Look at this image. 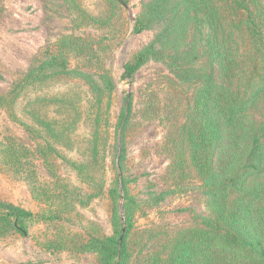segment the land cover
Wrapping results in <instances>:
<instances>
[{
	"label": "rangeland",
	"instance_id": "374dc122",
	"mask_svg": "<svg viewBox=\"0 0 264 264\" xmlns=\"http://www.w3.org/2000/svg\"><path fill=\"white\" fill-rule=\"evenodd\" d=\"M183 1L0 0V210L32 215L22 219L24 233L3 228L0 264H99L94 242L127 231L129 264H142L157 245L149 233L165 237L217 222L219 151L209 153L204 178L191 165L193 149L181 127L187 136L195 127L208 74L214 91L227 85L202 16L167 38ZM139 21L144 29L137 33ZM147 49L156 52L126 75ZM36 70L52 75L45 83L53 87L42 96L78 99L82 114L90 105L101 108V183L80 175L85 151L75 138L95 132L88 127L95 118L74 117L78 131L65 142L72 149L58 148L67 161H46L24 115L36 91L25 89L14 112L3 107ZM9 143L12 153H23V165L4 162Z\"/></svg>",
	"mask_w": 264,
	"mask_h": 264
},
{
	"label": "trees",
	"instance_id": "16d2710c",
	"mask_svg": "<svg viewBox=\"0 0 264 264\" xmlns=\"http://www.w3.org/2000/svg\"><path fill=\"white\" fill-rule=\"evenodd\" d=\"M198 16L204 18L210 30L212 50L223 65L227 88L214 91L212 75H207L198 100V114L192 122L195 127L187 136L186 126H182L181 135L193 149L191 165L204 178L211 172L212 155L209 153L219 151L217 171L222 182L215 197L217 222L204 229L173 231L165 237L167 232L149 233V241L156 239L157 245L144 254L140 263L264 264V114H257L264 113V0H184L177 27L170 24L168 34L165 30L167 38L178 34L180 25L182 30H187ZM143 25V21L136 23L137 33L144 29ZM155 52L147 49L136 56L134 62L126 66V75ZM51 76L34 71L26 81L28 86H20L13 97L4 99L3 107L14 112L25 96V89L36 91L34 102L28 98V112L24 115L33 124L28 127L33 137L44 145L40 147L42 155L46 152V161L51 158L67 161L58 148L72 149L67 148L65 142L72 140L78 131V126L71 125L77 115L84 122L95 118L93 125L88 126L95 128V132L85 139L75 138L81 140V150L85 151L81 155L84 163L78 164L80 175L101 183L102 175L105 176L101 135H97L101 129V108L96 111L90 105L89 112L82 114L78 99L72 102L71 96L62 100L57 95L42 96L53 87L45 83ZM62 114L68 119L58 122ZM12 150L9 143L6 154L10 157L4 158V162L23 165V153L20 149L16 153ZM30 216L14 207L0 210V237L6 236L11 228L23 232L22 219ZM128 235L129 231L118 238L95 241L94 249L101 258L99 264H129Z\"/></svg>",
	"mask_w": 264,
	"mask_h": 264
}]
</instances>
